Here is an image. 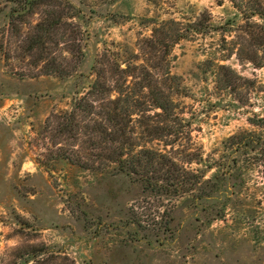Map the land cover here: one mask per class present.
<instances>
[{
  "label": "rangeland",
  "instance_id": "obj_1",
  "mask_svg": "<svg viewBox=\"0 0 264 264\" xmlns=\"http://www.w3.org/2000/svg\"><path fill=\"white\" fill-rule=\"evenodd\" d=\"M67 1L83 56L58 77L21 52L27 25L7 32L11 4L0 0V264H264V66L239 60L233 33L215 30L238 25V12L229 0ZM205 11L211 29L170 51L181 134L153 145L186 172L184 188L199 177L192 190L170 195L176 183L159 175L151 181L165 188L149 192L113 166L61 159L91 151L81 136L57 137L52 117L89 89L102 54L124 68L152 22L186 24ZM70 53L61 40L52 49L59 60Z\"/></svg>",
  "mask_w": 264,
  "mask_h": 264
},
{
  "label": "trees",
  "instance_id": "obj_2",
  "mask_svg": "<svg viewBox=\"0 0 264 264\" xmlns=\"http://www.w3.org/2000/svg\"><path fill=\"white\" fill-rule=\"evenodd\" d=\"M2 1L11 4L7 32L17 35L20 25H27L19 49L33 57V67L43 63L40 72L58 77L69 76L76 70L83 56L82 32L73 22L76 14L69 1ZM229 3L238 12L240 23L234 27L229 20L215 30L233 33L230 43L239 60L264 66V59L258 54L264 46V0H229ZM38 10L40 19L29 23L28 19ZM255 18L260 22H255ZM152 25L150 36L139 44V55L127 61L124 68L110 54L103 53L92 67L95 79L89 89L70 112L52 119L56 120L57 137L81 136L85 149L91 147L90 152L77 154L75 159L67 153L60 154L61 159L85 169L113 166L115 173L136 176L149 192L165 188L151 181L161 175L164 180L176 183L166 193L178 195L191 191L199 177L189 174V180L193 181L184 188L181 182L187 180L183 176L186 172L178 168L165 148L159 150L153 145L162 142L164 147L171 146L181 134L177 127L182 126L172 100L178 78L170 72V51L179 41L208 32L209 14L205 11L195 22L186 24L166 20ZM59 40L72 52L61 60L52 55Z\"/></svg>",
  "mask_w": 264,
  "mask_h": 264
}]
</instances>
